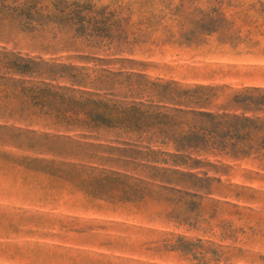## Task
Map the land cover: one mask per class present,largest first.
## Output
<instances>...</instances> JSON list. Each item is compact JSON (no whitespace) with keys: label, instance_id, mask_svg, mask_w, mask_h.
<instances>
[{"label":"rangeland","instance_id":"obj_1","mask_svg":"<svg viewBox=\"0 0 264 264\" xmlns=\"http://www.w3.org/2000/svg\"><path fill=\"white\" fill-rule=\"evenodd\" d=\"M0 264H264V0H0Z\"/></svg>","mask_w":264,"mask_h":264},{"label":"trees","instance_id":"obj_2","mask_svg":"<svg viewBox=\"0 0 264 264\" xmlns=\"http://www.w3.org/2000/svg\"><path fill=\"white\" fill-rule=\"evenodd\" d=\"M175 15V14H173ZM180 33L187 35L191 42L199 41L202 37L217 33L224 35L231 23L219 10H205L201 7L196 9L195 15H184L182 19L178 16Z\"/></svg>","mask_w":264,"mask_h":264}]
</instances>
